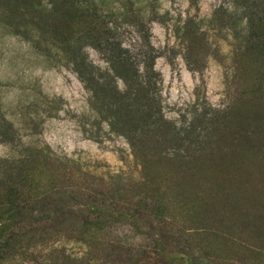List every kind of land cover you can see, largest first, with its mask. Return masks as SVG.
I'll return each instance as SVG.
<instances>
[{"label":"rangeland","instance_id":"374dc122","mask_svg":"<svg viewBox=\"0 0 264 264\" xmlns=\"http://www.w3.org/2000/svg\"><path fill=\"white\" fill-rule=\"evenodd\" d=\"M0 264H264V0H0Z\"/></svg>","mask_w":264,"mask_h":264}]
</instances>
